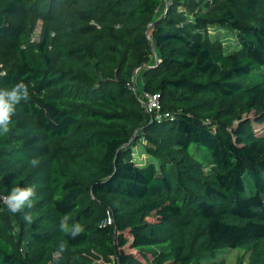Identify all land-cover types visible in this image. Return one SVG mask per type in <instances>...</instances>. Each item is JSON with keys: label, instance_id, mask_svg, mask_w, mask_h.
I'll return each mask as SVG.
<instances>
[{"label": "trees", "instance_id": "trees-1", "mask_svg": "<svg viewBox=\"0 0 264 264\" xmlns=\"http://www.w3.org/2000/svg\"><path fill=\"white\" fill-rule=\"evenodd\" d=\"M162 6L0 0V38L20 23L0 90L29 95L0 133V198L36 189L16 214L0 200V264H228V249L264 264V0ZM137 71L162 118L138 102Z\"/></svg>", "mask_w": 264, "mask_h": 264}, {"label": "clouds", "instance_id": "clouds-1", "mask_svg": "<svg viewBox=\"0 0 264 264\" xmlns=\"http://www.w3.org/2000/svg\"><path fill=\"white\" fill-rule=\"evenodd\" d=\"M29 95L26 85L23 81L18 84H14L10 89L0 90V133L6 134L9 132V124L11 123L12 116L15 113L16 106L20 102L28 101ZM30 165L35 167L39 164L38 159H32L29 161ZM36 195V189L34 185L26 187L14 186L10 190L9 194L0 198L7 206L8 211L16 214L20 212L25 206L29 209L33 207L32 199ZM24 220L27 222L32 221V214L25 213ZM69 216L65 215L60 221V230L62 233L75 238L83 232V226L80 223L69 226Z\"/></svg>", "mask_w": 264, "mask_h": 264}, {"label": "rangeland", "instance_id": "rangeland-1", "mask_svg": "<svg viewBox=\"0 0 264 264\" xmlns=\"http://www.w3.org/2000/svg\"><path fill=\"white\" fill-rule=\"evenodd\" d=\"M172 0H168L167 4H163V6L161 7V9L159 10L158 15H162L164 13H166L167 11V7L170 5ZM8 26H7V32L9 33V36L7 38H0V57L4 56V51L6 49H9L10 47H12L14 45V36L17 35L16 30L17 27H19V21L17 19H12L10 21L7 22ZM41 22H38L35 31L33 33V40L34 41H38L39 40V36H40V31H41ZM211 36L212 37H223V33H221V31L219 29H212L210 30ZM232 38V37H231ZM224 49L227 51L232 50V41H226V44L224 45ZM156 58V56H155ZM138 75V74H137ZM135 82V86L137 87V91H141L142 90V86H140L139 83V78L138 76L134 79ZM250 117L252 118L253 115H250ZM262 129V128H260ZM140 145H147L144 141V139H141L139 141ZM141 146L137 147L134 150V156L137 159H142V160H147L146 155H140L141 154ZM139 153V154H138ZM219 258L221 259H225L227 260L228 264H248V255L244 252V251H240L239 249L237 250H233V249H228V250H224L223 252H221V254L219 255Z\"/></svg>", "mask_w": 264, "mask_h": 264}, {"label": "built area", "instance_id": "built-area-1", "mask_svg": "<svg viewBox=\"0 0 264 264\" xmlns=\"http://www.w3.org/2000/svg\"><path fill=\"white\" fill-rule=\"evenodd\" d=\"M162 2L163 4H167L168 0H162ZM134 90L137 100L140 103L141 107L145 110V112L150 116L155 114L157 118H162L160 97L158 95L147 93L143 90L139 92L137 91L136 86L134 87ZM167 116L168 115H166V117ZM113 222V215L111 211H109L107 213V219L103 223V225H113Z\"/></svg>", "mask_w": 264, "mask_h": 264}, {"label": "water", "instance_id": "water-1", "mask_svg": "<svg viewBox=\"0 0 264 264\" xmlns=\"http://www.w3.org/2000/svg\"><path fill=\"white\" fill-rule=\"evenodd\" d=\"M154 25H152L151 26V28L153 27ZM155 56H156V63L158 62V58H157V53H156V51H155ZM137 74H138V71L135 73V75H134V79L136 78V76H137Z\"/></svg>", "mask_w": 264, "mask_h": 264}, {"label": "crops", "instance_id": "crops-1", "mask_svg": "<svg viewBox=\"0 0 264 264\" xmlns=\"http://www.w3.org/2000/svg\"><path fill=\"white\" fill-rule=\"evenodd\" d=\"M138 78H139L140 86H142V80H141L140 76Z\"/></svg>", "mask_w": 264, "mask_h": 264}]
</instances>
